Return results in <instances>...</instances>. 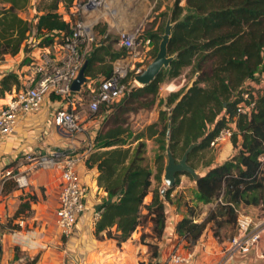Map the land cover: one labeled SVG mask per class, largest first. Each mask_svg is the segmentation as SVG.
I'll return each mask as SVG.
<instances>
[{"label":"trees","instance_id":"trees-1","mask_svg":"<svg viewBox=\"0 0 264 264\" xmlns=\"http://www.w3.org/2000/svg\"><path fill=\"white\" fill-rule=\"evenodd\" d=\"M75 2L0 0V59L19 53L33 29L41 47L55 41L62 43L75 20L72 13ZM29 6L35 11L30 20L19 13ZM65 15H69V19ZM169 18L172 31L167 49L173 60L152 82L128 85L119 107L124 109L123 113L129 109L125 107L128 102H138L137 108L151 107L160 85L188 68L194 75L192 84L161 100L167 108H161L158 119L134 133L131 140L126 138L132 132L116 115L112 126L98 131L94 138L98 150L86 159L87 165L97 166L98 185L107 192L95 224L96 235L105 231L108 238L115 239L121 246L140 228V240L147 246L149 256L138 264L165 263L160 260V242L166 228V203L172 199L174 186L165 190L163 187L151 190V186L153 177L162 182L166 166L164 151L167 152L168 146L177 159L182 158L191 143L201 141L188 154V162L197 169L199 163L195 160L212 147L210 143L219 130L224 126L233 129L232 136L226 140L231 141L234 153L220 162L214 163L213 158L203 162L205 171L195 182L197 199L213 206L200 221H196V211L190 208L176 223L179 238L187 242L190 250L208 231L226 246L236 231L238 210L242 207L252 206L258 210L257 217H264V163L259 160L264 154V91L261 86L254 88V110L248 115L237 114V106L243 100L241 92L253 93L248 83L260 81L257 74L264 67V0H173ZM165 26L161 25L159 32H147L153 44L150 47L144 44V53L156 56ZM95 32L99 38L86 55L85 74L100 81L110 76L112 62L126 50L115 48L118 36L108 30L106 22H99ZM141 36L143 34L139 36L143 42L148 40ZM133 77L134 73L130 72L125 82ZM22 87L20 75L8 72L0 79V98ZM104 110L110 111L109 117L115 107L102 104L97 113ZM147 139H154L159 147L154 174L145 156ZM180 174L176 176L175 185ZM149 195L151 200L147 202ZM27 208V204L21 205V210Z\"/></svg>","mask_w":264,"mask_h":264},{"label":"crops","instance_id":"crops-1","mask_svg":"<svg viewBox=\"0 0 264 264\" xmlns=\"http://www.w3.org/2000/svg\"><path fill=\"white\" fill-rule=\"evenodd\" d=\"M19 13L28 20L35 15L31 6ZM114 28L108 26L109 31L117 34V29L114 31ZM97 37L99 38V35L95 32V40ZM38 38L36 29H33L29 40L23 43L19 53L7 54L0 59V79L8 72H16L20 75L24 87L29 64L33 60L43 52L58 57L61 52L60 43L55 41L51 45L41 47ZM115 48H122L119 42L115 44ZM98 80L92 79L91 91L87 89L76 93L75 108L82 116L81 129L72 130L55 124L56 112L70 106L62 96L49 92L39 110L22 115L14 130L6 137L0 138V264H138L140 260L148 258L147 246L140 240V228L121 246L115 239L108 238L105 231L100 236L95 232V224L100 215L96 207L101 206L107 192L98 185L97 166L87 165L86 159L98 150L94 146V138L110 113L108 110L96 114L88 111L87 101ZM14 91L17 90L13 89ZM152 119H155L154 116ZM225 142L229 140L223 143ZM51 151L64 152L77 158L76 173L85 189L84 210L79 214L69 235H63L56 222L62 187L60 168L31 170L28 176L29 185L25 188H19L14 179L8 176L10 173H19L29 168L24 158L27 154ZM150 168L153 172V165ZM184 177L183 182L186 180V176ZM177 186L172 194L178 191ZM175 199L166 203V228L160 242L161 261H166L170 253L176 250L192 251L193 257L188 264H264V256H261L263 241L246 252H236L225 262L226 246L220 244L211 231L190 250L187 242L179 238L175 229L178 220L187 215L184 204ZM150 200L151 196L147 197V202ZM194 200L200 206H205L198 217L201 220L213 204L200 201L197 197ZM22 204L28 205L24 211L21 210ZM248 209L256 210L252 206H246L242 207L241 211ZM16 225L19 227H15Z\"/></svg>","mask_w":264,"mask_h":264},{"label":"built area","instance_id":"built-area-1","mask_svg":"<svg viewBox=\"0 0 264 264\" xmlns=\"http://www.w3.org/2000/svg\"><path fill=\"white\" fill-rule=\"evenodd\" d=\"M110 0H76L73 8V21L70 32L60 43L61 52L58 57L43 52L29 64L26 84L18 91H14L0 100V138L9 135L15 128L22 115L40 109L45 96L49 92L62 96L70 107L59 109L54 117L57 126L69 127L72 130L81 129V114L75 108L76 93L92 88V79L87 81L80 91H73L72 84L77 78L86 61V55L91 50L95 40V27L105 18L109 27L117 29L119 44L126 52L112 62V73L95 84L89 100L88 111L96 114L102 104L110 105L120 100L128 85L138 83L135 76L143 70L136 63H140L144 56L145 44L139 38L138 27L115 26L112 16ZM69 19V15H65ZM143 43V44H142ZM130 72L135 75L132 80L125 82ZM255 81L248 84L252 89L241 92L243 100L237 106V114H250L256 106ZM233 134L231 126L222 127L212 139L210 145L216 147ZM25 160L29 168L8 176L16 182L19 188L29 185L28 176L31 170L38 168L58 167L62 170V187L59 205L56 210V222L63 235H69L74 228L77 218L84 210V186L76 173L77 158L64 152L51 151L41 154H27ZM264 163V154L259 156ZM264 175V166L262 169ZM263 241L261 256H264V217L255 219L251 214L238 210L236 231L230 237L225 250V262L236 252H246ZM193 257L192 251H173L164 264H188Z\"/></svg>","mask_w":264,"mask_h":264},{"label":"rangeland","instance_id":"rangeland-1","mask_svg":"<svg viewBox=\"0 0 264 264\" xmlns=\"http://www.w3.org/2000/svg\"><path fill=\"white\" fill-rule=\"evenodd\" d=\"M39 2L41 0H38ZM112 5V16L114 17V25L115 26H134L138 27L140 31V35L143 34V38H146L148 40H145L144 43L148 44V46H152L153 41L151 40L149 34L147 32H159V27L161 25L165 26L170 12V6L172 5L173 0H110ZM38 3V2H36ZM100 22H106V19H101ZM115 31V28L113 29ZM163 34V33H162ZM98 39V37H97ZM143 44V43H142ZM153 56L150 52H146L143 56V60L140 63H136V66H140L142 70H144L147 65L153 60ZM135 75V74H134ZM257 76L260 78V81H255L254 84L261 86L264 91V67H261L260 72L257 74ZM194 75L192 74L191 70L185 69L179 76L167 79L165 80L159 88L158 95L155 98V103L149 107V108H137L136 106L139 105L138 102H128V104H125V107L129 108L126 111L127 113H123L124 109L119 105L122 104L124 95L122 98L116 102L113 103V106L115 107V112L109 115L102 124V128L109 127L113 125V122L115 120V116L118 115L121 121H124V126L129 129V132L131 134L128 135L126 139L131 140L134 136V133L138 132L140 129H142L150 120H157L159 115V110L161 108L166 109L167 105L165 103H162L161 100H164L168 97V95L173 91H178L184 88L185 86H190L193 82ZM141 86V84L138 83H131V85ZM173 87V89H172ZM172 90V91H171ZM126 96V95H125ZM151 97H149L147 100H149ZM124 107V108H125ZM123 110V111H122ZM154 116L155 119H152ZM152 121V122H153ZM147 146H146V153L145 156L147 158V162L149 166L151 167L153 165V174L156 171L155 167V158L156 155L159 152V147L157 142L154 139L146 140ZM135 144V143H134ZM232 145L231 141L225 142L221 144L218 147H210L208 150L204 151L203 156H200L199 159L197 158L195 161L199 163V166L197 168L198 172H203L205 168L202 166V163L209 160L210 158H213V162H220L225 159H227L230 155H232L235 151V148L233 145L231 148L229 146ZM164 158H165V164H167L168 156L167 152L164 151ZM202 158V159H201ZM180 158H177V160ZM186 180L183 182V178ZM163 178V176H162ZM179 181L178 186L179 189L176 191V193H171V197L176 198L182 204H184L183 207L186 208V213H189V209L193 208L196 211V221L199 220V214L203 209H205V206H200L198 203L194 202L196 199V184L194 185V180L189 177L187 174H180L179 175ZM182 181V182H181ZM182 186V187H181ZM161 188L165 190L168 186L165 184L164 180L162 179V182H157L156 179L153 177L152 179V186L151 190H155L156 188ZM173 189V190H174ZM151 196V195H149ZM148 196V197H149ZM171 199V200H172ZM175 199V200H176ZM147 200V199H146ZM242 208L239 209L241 211ZM245 211V210H243ZM249 214H251L255 219L259 218L258 210H252L248 209L247 211Z\"/></svg>","mask_w":264,"mask_h":264},{"label":"water","instance_id":"water-1","mask_svg":"<svg viewBox=\"0 0 264 264\" xmlns=\"http://www.w3.org/2000/svg\"><path fill=\"white\" fill-rule=\"evenodd\" d=\"M172 31V22L169 18L166 26L164 34L162 35V40L159 44V50L154 57V59L147 65V67L138 75L135 76V79L142 85L148 84L156 79V77L162 72L164 68H167L171 61L173 60V56H170L168 53V43L171 36ZM87 66V61H85L82 66L77 78L74 80L72 84L73 91H80L83 84L87 81V75L85 74V69ZM201 141L191 143L187 149L185 150L182 158L176 159L170 147H167V156L168 161L165 166V171L163 174V180L168 187L175 186L176 176L177 174H190L193 177V180L197 182L199 178L202 176L200 172L197 171L189 162H188V154L200 144ZM100 205H97V209H100Z\"/></svg>","mask_w":264,"mask_h":264}]
</instances>
